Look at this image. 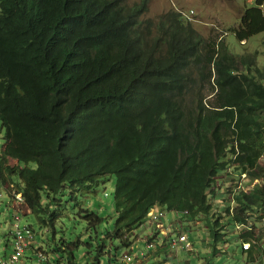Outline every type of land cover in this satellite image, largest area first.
<instances>
[{"label": "trees", "instance_id": "16d2710c", "mask_svg": "<svg viewBox=\"0 0 264 264\" xmlns=\"http://www.w3.org/2000/svg\"><path fill=\"white\" fill-rule=\"evenodd\" d=\"M148 5L0 0V119L6 131L0 181L24 194L39 229L49 233V240L38 238V250L50 249L67 264H80L82 245L88 264H102L106 256L122 264L120 251H133L138 230L157 206L204 217V240L215 255L222 254L217 243L230 241H224L226 232L236 234L248 263L260 264V54L241 56L225 42L206 41L177 11L142 20ZM259 34L264 0L246 8L234 36L242 43ZM244 174L250 181L234 187ZM110 177L117 180L115 227L98 231L101 209L86 202L80 219L96 235L87 243L58 240L62 196L92 194ZM221 186L227 205L214 213ZM225 214L229 221L222 223ZM239 225L242 233H236Z\"/></svg>", "mask_w": 264, "mask_h": 264}, {"label": "rangeland", "instance_id": "374dc122", "mask_svg": "<svg viewBox=\"0 0 264 264\" xmlns=\"http://www.w3.org/2000/svg\"><path fill=\"white\" fill-rule=\"evenodd\" d=\"M132 3H139L141 0H130ZM258 0H149V11L144 14L141 19H158L161 15L168 13L170 11H177L182 15L185 21L192 23L193 27L206 39V41L217 40L218 42H225L229 44L233 52L241 56H254L257 52L260 54L259 63L264 66V34H259L247 41L239 43L234 36L236 30L241 27V22L243 19L244 12L247 7L257 6ZM196 71L199 70L196 68ZM205 97L211 98L208 92L205 93ZM6 144V131L3 130V125L0 119V160L3 158V150ZM11 165L17 166L14 162ZM248 174H244L241 181H234L233 185L236 187L240 184L241 187L247 184L250 180L248 179ZM116 178L110 177L106 182H102L95 188V192L92 194L77 193V198L66 192L65 196H62V206L61 213L62 218L58 221V240L63 238L69 241H74L76 238L81 239L83 242H90L91 236L96 235L94 228H91L88 221H81L80 219V206L87 208L89 204H92L94 210L100 206L101 217L104 218L102 224L98 227V231L105 232L107 229H113L117 223V205H116ZM226 187L221 186L217 189V194L212 200L214 205V213L224 212L227 205L228 195L226 194ZM229 191V190H228ZM11 199L7 193V189L3 187L0 181V205L4 207L10 206ZM55 210H59L55 208ZM82 214V213H81ZM85 215V214H84ZM177 217L172 212H167V219ZM225 221H229L226 214ZM11 218L6 217L3 219L2 226L0 225V235L3 234V227L7 228L8 231L12 230ZM24 223L30 224L37 232V242L36 249H32L34 254V263L32 264H67L66 258H60L53 251L47 249L48 251V261H40L37 256L39 252H43L40 245H38V238L41 242V238L49 240V233L46 232L45 228L40 230V225L37 224L35 217L31 214V211H25ZM208 226L206 221L205 227ZM149 227H151V221H147L145 226H143L138 232L137 237L139 240L136 241L137 257L134 258L133 263H137V260L147 259L143 264H251L249 262L248 253L242 251L241 246L236 244L233 240L236 234L232 232H226L227 236L224 237L225 240H230L225 243H217L218 248H221L222 254L215 255L212 248L209 250L204 244L207 245L206 241L203 240L207 230L204 228L203 224L200 229L196 224L186 227V233L190 234L189 238H192L193 250L188 252L186 250H173L167 243L170 234H174L172 237H177L180 235V231L175 229L170 231V228L165 232V234H159V240L161 244L163 243L164 251L161 253H156V245L148 244L152 240L151 235H149ZM232 228V227H230ZM264 225L261 224L258 229V235L264 234ZM236 232V231H235ZM243 230H238L236 233H242ZM3 236V235H2ZM207 237V236H206ZM152 244V243H151ZM121 250L120 253L125 254L127 251ZM209 251H212L209 253ZM88 249L85 245L77 251L78 259L80 257V264H88V258L86 256ZM1 253V251H0ZM130 254V253H128ZM133 255V254H132ZM158 255V256H157ZM124 257V256H123ZM123 259V258H122ZM102 264H110L109 256L104 257ZM114 264H117L116 261ZM124 264V263H122ZM132 264V263H128ZM260 264H264V257L260 259Z\"/></svg>", "mask_w": 264, "mask_h": 264}, {"label": "built area", "instance_id": "2783aa9c", "mask_svg": "<svg viewBox=\"0 0 264 264\" xmlns=\"http://www.w3.org/2000/svg\"><path fill=\"white\" fill-rule=\"evenodd\" d=\"M11 196L18 207L26 206L27 201L22 193L14 192ZM151 216L154 217L155 221H160L165 215L160 212L158 214L155 213V215L152 213ZM14 218L15 224L10 236L8 238L0 237V264H29L27 252L36 244V235L31 226L23 224L20 216L15 215ZM188 238L187 235H183L173 245L181 243L186 250H189L191 249V243ZM249 247V244L244 245V249H249ZM4 253H9V257L6 258ZM38 256L42 262L48 260V256L42 252ZM125 259L127 261L132 260L131 257H126Z\"/></svg>", "mask_w": 264, "mask_h": 264}, {"label": "clouds", "instance_id": "9594fccd", "mask_svg": "<svg viewBox=\"0 0 264 264\" xmlns=\"http://www.w3.org/2000/svg\"><path fill=\"white\" fill-rule=\"evenodd\" d=\"M14 192H19V193H21L14 185L12 186V188L10 189V190H7V193H8V195H9V197H10V199H11V206H10V210H11V213H10V220L12 221V225H14L15 224V222H14V220H15V215L17 216H20L21 218H22V220H23V224H25L24 223V217H25V211L26 210H30V208H29V206H28V203L26 204V206H21V207H18L17 205H16V203H15V201H14V199L12 198V194L14 193ZM23 194V193H22ZM24 195V194H23ZM25 197V196H24ZM26 199V198H25ZM92 207H93V205H92ZM97 208H99L100 209V207L98 206ZM31 211V210H30ZM160 212H162V213H164V217L162 218V220H160V221H155V219H154V217L153 216H151V214L152 213H154V215H155V213L156 214H158V213H160ZM167 212L168 211H166V210H164L163 208H161L160 206H157V207H155V208H153L152 209V211L150 212V214H149V217H148V220L147 221H151V227L152 228H154L155 230H157V231H159V232H161V233H163V234H165V232H166V229H165V225H164V221H165V219H166V217H167ZM173 214H175L176 216H178V217H181V218H184V217H187V218H190V219H192L193 221H194V224H196L197 226H201L202 224H203V226H204V228L207 230L208 229V227H205V225H206V221H205V219H204V217L203 218H201V217H199V218H194V217H191L190 216V214H189V212H172ZM197 219H199V220H197ZM146 221V222H147ZM146 224V223H145ZM145 224H144V226H145ZM194 224H192V225H194ZM25 225H29V226H31L30 224H25ZM180 227L178 228V230L180 231V235L179 236H177V237H169L168 238V246L171 248V249H173V250H176V251H179V250H186L185 249V247H184V245L183 244H181V243H177L176 245H173V243L175 242V241H178L179 240V238L181 237V236H183V235H187L188 237H190V234H188V233H186V230H185V227L183 226V224L182 225H179ZM32 228H33V230H34V227L33 226H31ZM143 227V226H142ZM141 227V228H142ZM140 228V229H141ZM139 229V230H140ZM200 229V228H199ZM237 229L240 231V230H242V226L241 225H239V226H237ZM12 230H13V227H12ZM12 230H10V231H7V232H5V233H3L2 235H0V237H3V238H8L9 236H10V233L12 232ZM138 230V231H139ZM160 233V234H161ZM139 238V237H138ZM137 240H139V239H137ZM154 240V239H153ZM188 241L190 242V238H188ZM37 242V241H36ZM152 243V244H151ZM149 244H150V246L151 245H153V242L152 241H149ZM246 244H248V243H246ZM244 245L245 244H243V249H244ZM250 245V244H249ZM36 246V244L32 247V249L33 248H36L35 247ZM180 247H182V249H180ZM250 248V247H249ZM32 249L30 250V251H32ZM193 250V248L191 247V249H189V250H186V251H188V252H191ZM245 251L246 250H248V249H244ZM29 252V251H28ZM28 252H27V258H28ZM40 253V252H39ZM38 253V254H39ZM43 253V252H42ZM128 253H130V254H128ZM157 252H155V254H156ZM5 254V253H4ZM44 254H46V253H44ZM133 254V255H132ZM47 256H48V254H46ZM137 255V250H136V244H135V246L133 247V251L132 252H129V251H127L125 254H123V259H122V263H124V264H128V263H132V264H140L142 261H145L146 259H147V257L145 258V259H140V260H137V263H133L134 262V258H140V256H142L143 254H141L139 257H137L136 256ZM5 256H6V258H8L9 257V253H6L5 254ZM38 256V255H37ZM39 257V256H38ZM126 257H131V261H127L125 258ZM46 261H48L49 262V257H48V260H46ZM28 263H29V260H28Z\"/></svg>", "mask_w": 264, "mask_h": 264}, {"label": "crops", "instance_id": "0c3cea01", "mask_svg": "<svg viewBox=\"0 0 264 264\" xmlns=\"http://www.w3.org/2000/svg\"><path fill=\"white\" fill-rule=\"evenodd\" d=\"M10 206H11V202H10ZM10 206H7V207H4L3 205H0V225L2 226V223H3V219L6 218V217H9L10 218V213H11V210H10ZM185 227V229H187L186 227H190V225L194 224V221L190 218H187V217H184V218H181V217H174V218H171L169 219V222H168V219L166 218L165 221H164V225H165V229L166 231L170 228V231H174L175 229L178 230V228L180 227L179 225H182ZM201 226H198V228H200ZM8 229L3 227V233L7 232ZM161 232L155 230L154 228L152 227H149V235H151V238L152 240L155 239L154 237H157L154 242H153V245H156V251L158 254L163 252L164 251V247H167V245H165L163 247V243L161 244V240H159V234ZM163 234V233H161ZM170 236H174V234H170ZM139 239V238H138ZM168 239V238H167ZM192 240V238H190ZM205 239V237H204ZM203 239V240H204ZM169 241V240H168ZM149 244V243H148ZM206 247L207 245L204 244ZM180 249H182V247H180ZM210 253V252H209ZM219 253H217L216 255H218ZM158 256V255H157ZM34 254L32 253V251H29L28 252V260H29V264H32L34 263ZM144 261H142L140 264H143Z\"/></svg>", "mask_w": 264, "mask_h": 264}]
</instances>
